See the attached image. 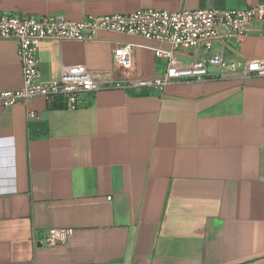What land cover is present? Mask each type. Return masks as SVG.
Returning <instances> with one entry per match:
<instances>
[{"label":"crops","instance_id":"0c3cea01","mask_svg":"<svg viewBox=\"0 0 264 264\" xmlns=\"http://www.w3.org/2000/svg\"><path fill=\"white\" fill-rule=\"evenodd\" d=\"M259 1L0 0V11L79 21ZM259 27L242 38L241 57L264 58ZM126 41L141 46L122 70L112 50ZM154 44L108 31L92 41H43L40 80L76 64L112 70L116 80L151 79L164 68ZM16 47L0 39V91L22 85ZM51 228L73 232L48 246ZM0 264H264V76L107 87L77 109L42 97L0 104Z\"/></svg>","mask_w":264,"mask_h":264},{"label":"built area","instance_id":"2783aa9c","mask_svg":"<svg viewBox=\"0 0 264 264\" xmlns=\"http://www.w3.org/2000/svg\"><path fill=\"white\" fill-rule=\"evenodd\" d=\"M253 24L264 35V0L243 9L214 7L178 10L141 8L128 13L85 15L81 20L68 19L61 13L41 15L0 11V39L14 40L21 64L22 85L0 91V104L12 106L42 97L46 103L58 102L62 108L88 106L90 97L107 87L144 86L163 89L175 82L204 81L232 74L241 77L264 76V58L239 55V43ZM99 31L142 37L155 42L150 46L155 57L164 62L161 73L151 79L116 80L112 70H91L82 64L62 67L59 78L40 80L38 48L43 41H92ZM139 45L122 42L112 50V63L122 70L132 66V53ZM235 54L237 60L224 56ZM29 119L36 113L29 111ZM71 228L45 231L48 246L64 244Z\"/></svg>","mask_w":264,"mask_h":264},{"label":"trees","instance_id":"16d2710c","mask_svg":"<svg viewBox=\"0 0 264 264\" xmlns=\"http://www.w3.org/2000/svg\"><path fill=\"white\" fill-rule=\"evenodd\" d=\"M54 103H56V101H55V102H53V104H54ZM58 104H59V103H58ZM59 106H61V105L59 104Z\"/></svg>","mask_w":264,"mask_h":264}]
</instances>
